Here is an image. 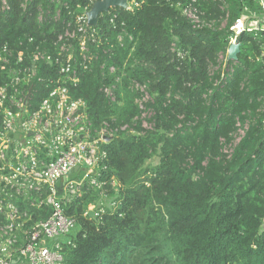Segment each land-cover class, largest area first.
<instances>
[{"label":"trees","instance_id":"16d2710c","mask_svg":"<svg viewBox=\"0 0 264 264\" xmlns=\"http://www.w3.org/2000/svg\"><path fill=\"white\" fill-rule=\"evenodd\" d=\"M138 2L133 12L116 7L99 16L96 41L88 44L92 62L68 86L85 103L90 131L107 126L112 137L101 146L100 191L85 186L65 211L76 229L64 264H264V34L242 32L237 60L223 69L217 62L235 20L261 15L258 0H195L202 19L213 22L201 28L180 14L177 3L189 0ZM7 5L0 8V57L6 46L10 66L19 51L17 66L28 65L36 48L57 57L58 37L91 6ZM71 44L76 53L77 41ZM37 67L49 78L58 65ZM34 84L35 109L47 88ZM140 106L150 115L147 129ZM101 191L115 198L113 206L84 216Z\"/></svg>","mask_w":264,"mask_h":264},{"label":"built area","instance_id":"2783aa9c","mask_svg":"<svg viewBox=\"0 0 264 264\" xmlns=\"http://www.w3.org/2000/svg\"><path fill=\"white\" fill-rule=\"evenodd\" d=\"M95 1L98 0H90V5ZM138 1L127 0L122 10L133 12L139 7ZM258 3L262 12L261 28L248 27L245 16L236 19L230 27L233 34L229 45L237 42L242 32L264 34V0ZM7 7V0H0L1 11ZM90 7L75 18L73 29L68 25L58 37L57 44H61L55 58L36 48L28 57V65L17 66L22 61L23 52L19 51L16 64L10 66L8 49L2 48L0 264H64V249L74 245L70 235L76 229L75 219L65 211L73 198L83 194L85 186L100 191L103 185L99 181L100 163L106 153L101 146L111 139L112 131L106 125L90 131L85 103L72 98L68 87L78 83L80 73L88 70L93 59L88 44L96 41L97 32L87 25L86 13ZM177 7L192 27L212 26L213 22L202 19L195 0L184 5L178 2ZM116 15L112 14L110 23H114ZM128 38L132 40L131 36ZM117 39L121 42L122 37L119 35ZM72 41H77L76 53L72 51ZM227 61L226 50L225 56L219 54L218 66L225 68ZM40 62L58 65L56 76L39 75L37 64ZM218 66L211 69V73ZM110 72H114L113 68ZM34 83L47 88L35 109ZM139 89L143 92L144 86ZM102 92L111 101L115 100L109 88H103ZM126 128L123 126L121 130ZM240 136L242 131L235 143ZM74 168L76 172L69 174ZM63 177L66 180L57 186V181ZM100 193L101 197L105 196L104 191L99 192L97 203L89 204L84 216L95 218L103 213ZM90 212L93 217L89 216Z\"/></svg>","mask_w":264,"mask_h":264},{"label":"water","instance_id":"95a60500","mask_svg":"<svg viewBox=\"0 0 264 264\" xmlns=\"http://www.w3.org/2000/svg\"><path fill=\"white\" fill-rule=\"evenodd\" d=\"M127 0H98L95 1L90 9L86 13L87 25L94 27L98 23V18L102 13H107L111 8H121L124 9L126 7ZM240 44L238 42L232 43L229 45L227 49V58L229 61H236L237 54L239 53ZM108 140V139H107ZM77 168H74L70 171L69 174L76 172ZM66 180L65 177L61 178L57 181V186H60ZM90 217H93V213H89ZM264 229V224L262 226Z\"/></svg>","mask_w":264,"mask_h":264},{"label":"rangeland","instance_id":"374dc122","mask_svg":"<svg viewBox=\"0 0 264 264\" xmlns=\"http://www.w3.org/2000/svg\"><path fill=\"white\" fill-rule=\"evenodd\" d=\"M142 101L143 100H141V102ZM140 107L142 109V115H141V119L143 121L142 126L145 129H147V128H149V126H148V123L146 120L150 117V115L144 111L142 106H140ZM154 164H155V161L153 159L147 162V165H154ZM112 184H113L112 187H116L118 185L117 182L115 181V179L112 181ZM111 190L115 191V188H113ZM114 199H115L114 197H110L108 195L101 197L100 198V207H104V208L107 207L108 208L110 205L113 206ZM88 206H91V205H88Z\"/></svg>","mask_w":264,"mask_h":264},{"label":"crops","instance_id":"0c3cea01","mask_svg":"<svg viewBox=\"0 0 264 264\" xmlns=\"http://www.w3.org/2000/svg\"><path fill=\"white\" fill-rule=\"evenodd\" d=\"M260 14H262L260 10ZM246 25L251 28L259 29L261 28L260 23H262V15H256V14H246L245 15ZM264 26V24H262ZM264 49V48H263Z\"/></svg>","mask_w":264,"mask_h":264}]
</instances>
